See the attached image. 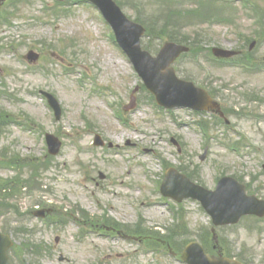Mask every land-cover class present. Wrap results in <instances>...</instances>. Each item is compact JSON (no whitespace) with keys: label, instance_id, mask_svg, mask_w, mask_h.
<instances>
[{"label":"rangeland","instance_id":"374dc122","mask_svg":"<svg viewBox=\"0 0 264 264\" xmlns=\"http://www.w3.org/2000/svg\"><path fill=\"white\" fill-rule=\"evenodd\" d=\"M40 1L28 8L13 26L0 28V34L8 38L5 43L17 46L15 51H8L7 47L4 51L0 47V81L7 82L22 100L19 104H10L9 101L1 104L7 110L11 106L24 109L45 132H53L63 138L65 147L45 175L48 178L44 187L47 195L42 197L43 201L49 200L48 203L55 206L56 212L65 205L67 209L78 206L92 216H101L108 211L115 218L132 223L142 217L147 227L165 232L174 224L171 209L178 211L182 207L187 213L190 231L197 233L201 227H212L211 219L200 204L189 200L177 205L159 193L158 186L164 180L168 164L178 169L184 166H188L189 170L199 167L202 182L210 189L225 174H241L246 178L259 174L264 178V103L244 101L246 90H256L264 97V69L259 73H244L232 67L223 68L205 55L201 56L199 62L188 57L175 65L182 78L190 73L196 75L199 82H204L209 77L205 75L211 74L210 77L219 80L215 84L217 87L222 83L229 84L230 88L223 91L222 105L228 108L233 106L237 111L241 109L248 114L229 117L232 123L229 126L219 125L214 133H204L196 126L197 118L183 110L166 111L159 108L144 91L139 95L137 109L123 115L119 111H123L133 89L142 82L127 57L110 38L111 29L99 13L87 4L74 5L67 15H53L46 10L54 2ZM200 1L186 0L183 7L200 9ZM251 1L254 3L251 7L245 8L239 3L235 8L217 9L216 13L234 15L236 24H241L243 29L237 34L253 37L254 23L258 20L264 22V14L258 19L249 8L256 6L264 12V0ZM205 10L213 9L207 7ZM124 11L128 16L136 17L135 9L128 7ZM246 11V17L238 15ZM218 22L221 21L213 17L210 21L199 20V25L187 28L185 33L209 34L205 49L218 46L248 50L249 45L245 47L241 37L235 34L241 29L240 26L234 23L218 25ZM2 41L0 36L1 45ZM72 41L75 43L71 44ZM42 42L52 45L56 56L51 53V56H47L41 49ZM147 42L144 40V46ZM69 44L71 49L61 53L60 47ZM163 44L162 41H155L151 47L154 51ZM32 48L43 54L40 64L29 69L23 57ZM252 60L255 63L264 62V42L255 48ZM45 62L52 64L53 74L40 72ZM41 88L52 91L59 98L64 111L60 123L54 120L53 113L37 95V90ZM254 113L258 115L254 116ZM255 117H259V120L256 121ZM209 121L214 122L211 116ZM89 123L91 126H88ZM96 133L120 147H94ZM172 138L185 144V149L178 152L171 142ZM241 138L245 144L250 143L254 147L233 151L231 146L239 145ZM7 144L8 140H0V149ZM44 145L37 156L44 154ZM206 147L209 148L208 157L201 161L200 156ZM10 148L16 153L28 154L19 144ZM101 171L108 178L102 187L97 188L93 179L99 181ZM7 175L10 172L0 171V177ZM128 185H133L129 193L126 192ZM18 203L22 213L33 205L31 200L24 197ZM9 217L8 221L6 217L0 219V228L4 225L17 227L15 233H18L23 222L33 231L29 239L39 243L38 250L44 246L51 248L53 252L45 254L43 264H181L164 252L147 253L149 250L137 242L133 245L125 241L115 242L95 233L84 240L74 239L71 219L65 224H58L52 223L56 218L44 223L29 216ZM77 220L82 219L77 217ZM220 235L233 247L243 249L255 264H264V222L255 223L245 219L237 227L221 230ZM57 236L61 237L59 244L55 242ZM190 238L197 239V235L193 233ZM25 239V235H19L16 241L20 244ZM60 254H64L69 262L60 263Z\"/></svg>","mask_w":264,"mask_h":264},{"label":"water","instance_id":"95a60500","mask_svg":"<svg viewBox=\"0 0 264 264\" xmlns=\"http://www.w3.org/2000/svg\"><path fill=\"white\" fill-rule=\"evenodd\" d=\"M141 33L136 31V36L120 39L121 45L130 55L136 69L145 80L149 89L154 92L161 105L173 107L180 104L194 105L207 101V96L200 90L194 89L191 84H185L175 78L174 71L169 69V64L177 56L180 48L170 46L158 58L153 59L139 49ZM174 55V56H173ZM163 70L165 72H163ZM198 95L197 100L194 97ZM201 102V103H200ZM219 192L204 195L202 201L214 217L216 224L235 223L240 217L248 213H258L264 216V202H258L244 195L243 188H230L229 182H223ZM192 244L187 248L183 259L192 264H240L222 257H210L199 247ZM5 260L0 238V262Z\"/></svg>","mask_w":264,"mask_h":264},{"label":"bare ground","instance_id":"6f19581e","mask_svg":"<svg viewBox=\"0 0 264 264\" xmlns=\"http://www.w3.org/2000/svg\"><path fill=\"white\" fill-rule=\"evenodd\" d=\"M112 61V60H111Z\"/></svg>","mask_w":264,"mask_h":264}]
</instances>
